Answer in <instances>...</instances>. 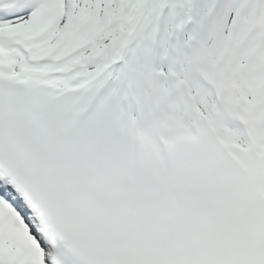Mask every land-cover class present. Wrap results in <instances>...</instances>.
<instances>
[{"label": "snow or ice", "instance_id": "snow-or-ice-1", "mask_svg": "<svg viewBox=\"0 0 264 264\" xmlns=\"http://www.w3.org/2000/svg\"><path fill=\"white\" fill-rule=\"evenodd\" d=\"M0 264H264V0H0Z\"/></svg>", "mask_w": 264, "mask_h": 264}]
</instances>
